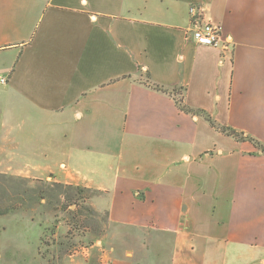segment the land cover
<instances>
[{"label":"crops","instance_id":"0c3cea01","mask_svg":"<svg viewBox=\"0 0 264 264\" xmlns=\"http://www.w3.org/2000/svg\"><path fill=\"white\" fill-rule=\"evenodd\" d=\"M0 71V172L102 195L66 264H264V154L149 83L264 144V0H0Z\"/></svg>","mask_w":264,"mask_h":264},{"label":"rangeland","instance_id":"374dc122","mask_svg":"<svg viewBox=\"0 0 264 264\" xmlns=\"http://www.w3.org/2000/svg\"><path fill=\"white\" fill-rule=\"evenodd\" d=\"M4 76L0 71V108L5 102ZM63 184L52 176L25 178L0 172V264L85 262V249L91 244L104 260L110 258L95 244L104 234L107 218L105 211L93 206L99 205L102 195L90 190L79 196ZM143 262L156 264L159 259L137 264Z\"/></svg>","mask_w":264,"mask_h":264},{"label":"trees","instance_id":"16d2710c","mask_svg":"<svg viewBox=\"0 0 264 264\" xmlns=\"http://www.w3.org/2000/svg\"><path fill=\"white\" fill-rule=\"evenodd\" d=\"M149 83L154 89L162 91V92H166V93L172 95L176 101V104L178 105V107L182 111H184L188 114L200 115V116L204 117L211 124L212 127L216 128L217 130H219L220 132H222L223 134H225L227 136L235 138L238 141H250V142H252L260 150V152L262 154H264V144L262 142H260L259 140H257L254 137L244 135V133L239 132L230 126L220 124L211 114H209L204 109H194V108L190 107L189 105L184 103L183 97H182V92H179V90H177L175 88L169 89V88L164 87L163 85H159V84L152 83V82H149ZM177 94H179V95H177ZM62 186L66 187V188L74 189L75 193L79 194V196H80V193H83L85 191H90V189L80 187V186H75V185L63 184ZM75 204H76V208H78V206H79L78 203L75 202Z\"/></svg>","mask_w":264,"mask_h":264},{"label":"built area","instance_id":"2783aa9c","mask_svg":"<svg viewBox=\"0 0 264 264\" xmlns=\"http://www.w3.org/2000/svg\"><path fill=\"white\" fill-rule=\"evenodd\" d=\"M193 27L190 29L188 38L197 45L208 47H219L222 41V27L213 22L206 14V7L203 4H192L189 9ZM2 82H6L2 78ZM88 249L85 251L88 254ZM107 264H112L111 262Z\"/></svg>","mask_w":264,"mask_h":264}]
</instances>
